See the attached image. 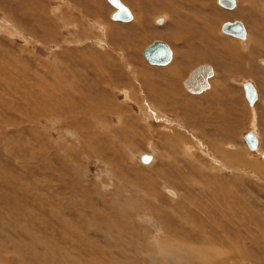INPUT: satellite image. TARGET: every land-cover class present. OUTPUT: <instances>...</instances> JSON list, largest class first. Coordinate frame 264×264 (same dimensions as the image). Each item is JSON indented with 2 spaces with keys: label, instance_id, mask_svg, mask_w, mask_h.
I'll list each match as a JSON object with an SVG mask.
<instances>
[{
  "label": "rangeland",
  "instance_id": "1",
  "mask_svg": "<svg viewBox=\"0 0 264 264\" xmlns=\"http://www.w3.org/2000/svg\"><path fill=\"white\" fill-rule=\"evenodd\" d=\"M3 1L6 2V6H0V167L6 172L0 176H2L1 180L5 179L4 177L8 180L14 177L15 181L12 185H9L7 180L6 187V183L4 184V181H2L4 185L0 186L1 198L4 199L1 202L7 201V204L2 203L0 206V222L5 226L2 231L7 234V237L2 238V234L5 235L0 229V239L2 238L5 243L7 242V245L16 241L15 248L21 250L22 255L18 257L14 248L3 249L1 247L3 243L0 241V261L3 262H0V264H40V261L33 255L35 240L22 236L20 232L22 223L27 224L31 232L42 233V237L44 236L49 244H52V240L59 241L60 244L64 243V252L67 255L66 264H105L106 259L112 264H181L180 258L188 248V245H184L183 241H179L183 247L176 250V252L175 249L170 250V247H167L165 251L160 250L164 258H160L161 255L158 254L159 257L155 263L149 261V258L147 261L144 260L143 254L154 256L159 251L157 250L158 245L153 243L151 239L155 231L146 229V227H149L148 222L150 220V222H153L152 219H161L164 223H168V227L172 226L175 229L174 226L180 225V222L175 221L172 216L180 219L184 210L193 211L194 206L191 202L193 199H198L197 206H211V200L214 198L212 194L218 193L221 196V187L226 189L225 191L233 193L238 203L240 201L245 203L246 208L251 207L255 212L240 214L238 211L243 213V209L236 203L225 202L221 197L223 201H219V203L228 215L229 223H224V218L220 217V214L217 215V213L209 211L208 215H202L200 212L203 221H201L202 219L193 221L191 217L190 221H193L191 225L182 228L189 230L190 235L195 240L194 243L199 244L195 248L200 252H205L213 249L211 243L214 244L217 239L224 237H220L217 233H206L201 236V228L198 229V225H192L194 223H204L209 230L214 229L215 224L222 225L225 232L229 234L228 236L233 239L231 246L239 241V246L244 249L245 253L248 252L247 255L245 254L246 259H240L235 255L236 252L231 249L229 244L224 240H220V243H223L220 248L224 249L223 252L226 256L222 264H264V158H261V153L264 152V67L261 65L264 61V49L261 50L250 45L253 54L248 56L250 58L242 56L244 57L242 62H245L247 66L238 63L239 70L233 72L231 54H226L222 51V48L225 45L228 46L227 42L239 38H235V36L226 34L221 30V25L224 22L238 20L235 16L230 15L233 12L220 7L218 0H195L197 3H191V0H172L171 6L165 5L170 9V23L163 28V26H157L154 19L166 15L163 14L165 11L164 5L161 4L167 3L169 0H122L135 15L142 17L143 23L140 27L138 23L132 24L131 21L127 22L126 25V22L111 20L116 10L107 0ZM94 1H97V3ZM254 1L260 3V5L264 4V0ZM42 4L46 7L49 16L42 15ZM93 4H96L97 7ZM202 7L205 12L200 9ZM174 10L181 12L182 15L186 16L188 14L189 17H192L187 20L185 17L184 21H178L177 12L175 15ZM256 10L259 12V9L256 8ZM245 13L252 14L249 11H245ZM35 17L39 19L36 20ZM62 17L64 21L58 20ZM249 18L251 20L249 19L250 21L246 25L248 34L254 30L255 38L259 42H264V20L258 17L256 13H253ZM185 20L188 25L192 26L191 29L189 28L190 31L197 29L195 37L191 34L189 36L194 38L195 46H191L189 42L175 44L168 38L157 35V33H161V35H167L166 37H172L176 34L175 23L182 22L180 24L184 25ZM239 20L244 22L242 18H239ZM74 25H76V29H74ZM202 32L206 35L213 32L214 38L218 39V44H211L207 49H201L202 43L198 41V36ZM154 40L169 43L173 46L175 53L178 49L181 66L184 65L189 68L194 66L196 68L197 65L204 64L211 66L214 70H216L215 68L221 69V74L215 71V77L213 76L211 83L217 93H223L226 96V108L212 107L213 104L208 107L207 101L197 99L198 94L195 96L189 95L196 99L195 103L197 105L196 109L193 110L194 113L186 115V112H183L185 116L180 117L178 120L168 113L169 117L165 118L167 123L164 124L161 121L162 118L158 119L157 122L152 118L145 117L144 114L146 113L140 111L134 99L129 102L125 101L129 96L121 91L124 88H133L132 90L137 94L136 99L140 104H145V101L148 102L149 100H147L145 83L137 79L135 73L137 75H140V72L145 73V63L148 65V62L144 57V49L156 42ZM179 40L181 42V39ZM212 40L214 41V39ZM185 44H190V48L187 49ZM206 46H208L207 43ZM200 52L207 55V61L201 60L203 56L199 57ZM189 59L192 62H189ZM76 61L79 63L75 64ZM99 63L106 64L107 68L101 70L97 67ZM63 64L68 68L70 66L72 70L77 66V76L69 74L71 77H68L67 75L65 84H68V88H72L74 82L78 79L77 82L80 84L78 88L81 87L82 92L85 94L92 92L91 97L95 98V101L106 102L107 99V102H109V100L117 98L119 101L116 103L120 102L126 105L125 112L132 125L129 124L131 125L130 128L128 126L127 128L124 127V133L121 137L128 136L130 138L126 140V143H129L131 149L128 144L118 139H112V134L116 135V130L112 126L117 125L114 122L116 119H113L115 116L110 117L114 121L113 124H110L109 136L104 133L100 136L96 132L89 131V129H92L91 127L83 130L76 129L71 120L66 119L67 113L63 115L58 112L44 111L43 108H48L50 105L41 102L42 93H40V99H38L39 103L34 101L35 104L33 100L20 94L22 89L26 88L28 90L29 87L31 90L34 87V90L36 89L38 92H41L42 89L54 92V89H58L55 84L59 86L62 78L59 75L58 80L54 77L52 81L48 70L56 76L64 70H62ZM150 67L151 70L147 68L149 73L156 68L153 64ZM156 74L158 75L157 80L165 78L162 72ZM156 74L154 73V75ZM217 75L219 78L216 77ZM141 79L144 80L143 77ZM50 82L53 84L51 85ZM247 82L254 84L262 93L256 107L246 102L243 83L246 84ZM161 85H163L162 87L164 85L168 87L169 84L161 83ZM226 90H230L229 94L226 93ZM126 94H128L127 91ZM70 97L81 105L85 104L84 99L81 101V98L74 99V94H71ZM164 99L170 100V96L167 95ZM181 100L183 104L186 103L184 99ZM183 104H180V106ZM205 105H207V114L210 112L211 116L209 126L205 122L208 117L205 112L204 119L202 117L204 109L201 108ZM83 107L86 108V105ZM130 109L133 111L130 112ZM77 112L87 114V119L94 118V112L87 109H77ZM46 119H53L48 121L54 127L49 125ZM137 120H140V124L136 123ZM141 120L144 121V124L141 123ZM173 121L175 122L174 126L171 123ZM164 122L166 121L164 120ZM145 125H151V131L146 130ZM222 126L224 131L220 129L223 128ZM47 127L52 129L47 131ZM70 127L71 130L66 133ZM165 128H174L175 131V135L171 140V147L166 142L169 135L172 134L169 130L166 131ZM131 131L144 137L142 139L140 136L143 141L135 134L133 135ZM248 132L262 137V151L260 153L255 152L256 150L252 152L248 150L244 139V135ZM88 134L89 138H87ZM99 136L101 146L107 145L120 153V156L113 163L100 162L104 160L99 156L105 158L108 155L109 158L111 156V158H114L115 154H110L105 149L100 150L98 146ZM74 137H78L80 142L78 139L76 141ZM218 139L219 142L224 144L231 142L230 145L239 147L241 158L224 162L215 156L217 160L225 163L224 167L215 165L209 158L211 157L209 151H219L218 142L216 141ZM151 141L157 148V155L151 152L152 149L147 143ZM225 147L222 151H229L228 147ZM66 148L69 149V152L65 151ZM187 148H191V151L186 152V154L190 155L189 158L192 161L183 156ZM93 149L94 151L91 152ZM97 149H99L101 155H95V151L98 152ZM141 152L152 156L151 163H142ZM219 157H222V153L219 154ZM154 158L158 159L157 163H154ZM254 162L262 165L258 172L251 168L255 164ZM80 163L83 165L82 168L79 166ZM76 168L78 170L81 168V172L74 176ZM199 169L201 172H199ZM62 174L67 177H63ZM65 178L70 179V181H66ZM76 188L82 193L77 198L83 206H78L75 201L72 202V206H69L70 204H67L64 200L62 201L60 197L53 193L59 192L65 195L69 201L77 195L74 190ZM169 192L173 194L170 195ZM150 195L156 198L155 202H152V197L149 198ZM179 196L187 203L175 205L172 200L179 199ZM204 196L208 198V201L201 199ZM225 196L233 199L230 195ZM45 198H48L50 206L58 203H63L62 206H66L64 211L65 221L73 223L76 229L83 234L82 237L87 239V242L80 241L79 243L75 236L70 239L63 237L62 230L64 229L61 227L59 220L49 212V208L46 210L42 209L43 206H40L44 205L45 202V207H49ZM199 200L203 204H200ZM240 206L244 208V206ZM24 207L27 209L25 210ZM117 208H120V210ZM28 209L33 211L30 214V220L34 213L37 219L44 216L48 219L50 216L51 221L46 224H30L32 220H28L29 217L26 214L30 212ZM33 209H36V211ZM156 209H160L162 212H154L152 216L149 215L151 210ZM93 212L97 215L96 225H94L95 231L91 230L94 227L88 223L89 217L91 219V214L92 216L94 214ZM195 212L197 213V210ZM213 214L219 217L213 216ZM232 216L236 218L233 219ZM249 218L260 228L254 229L253 226L250 228L248 226ZM65 225L70 224L65 223ZM11 228L16 231L11 230ZM195 228L199 231L194 230ZM170 232L172 233L170 235H175L176 231L174 233ZM183 232L184 230L181 234ZM211 234L213 237L210 236ZM253 234H255L252 238L253 243H250ZM146 235L150 238L149 242L146 241ZM205 235L208 239H211V243ZM256 236L258 238L257 244L254 242ZM77 237L79 236L77 235ZM112 237H116L113 243L109 242V238ZM7 238L10 242L7 241ZM236 238H239V240ZM215 243L218 245V242ZM98 249L103 254H99ZM42 252L47 254L48 250L43 248ZM61 252L59 251V253ZM215 258L216 255L209 254L208 259L211 263ZM193 264L203 263L195 259Z\"/></svg>",
  "mask_w": 264,
  "mask_h": 264
},
{
  "label": "bare ground",
  "instance_id": "2",
  "mask_svg": "<svg viewBox=\"0 0 264 264\" xmlns=\"http://www.w3.org/2000/svg\"><path fill=\"white\" fill-rule=\"evenodd\" d=\"M108 1V0H107ZM121 3H123L127 8H128V6L122 1V0H119ZM235 3H234V5L233 6H231V5H229V4H226V6H223V5H221L220 3H219V0H218V5L220 6V7H222V8H224V9H227V10H231V12H233V14H230L232 17L233 16H235L236 18H238V22H241L243 25H244V27H245V30H246V39H235L233 42L232 41H229V42H227V45L228 46H224L223 48H222V51H224L226 54H228V53H230L231 54V58H232V60H233V63H231L232 64V66H233V69H234V71L233 72H235V71H238L239 70V67H238V63H242V64H245V62H242V61H244V57L246 56V57H248V56H251V54H253L252 53V46H250V45H253V46H255L256 48H259V49H261V50H263L264 49V46L262 47V43L261 42H259V40L257 39V38H255L256 36H255V34H254V30L251 32H249V34H248V30L246 29V25H247V23H249V21L251 20L249 17L253 14V13H256V15L258 16V17H260V18H262L263 20H264V4L262 3L261 5H260V3L258 4V2H255L254 0H233ZM95 3H97V1H94ZM109 2V1H108ZM172 2V0H169V2H167V3H163V4H161L162 6L164 5V8H165V11H164V13L163 14H166V15H164V16H161V17H156L157 18V20H156V18L154 19V22H155V24L157 25V26H159V27H162L163 26V28H165V27H167L168 26V24L170 23V14H169V8H168V6H165L166 4L167 5H169V6H171V3ZM174 2V1H173ZM69 3V2H68ZM170 3V4H169ZM191 3H197L195 0H191ZM0 6H6V2L4 3V1L3 0H1L0 1ZM110 4V3H109ZM174 4V3H173ZM75 5V4H74ZM94 6H96L97 7V5L96 4H93ZM111 5V4H110ZM175 5H176V3H175ZM188 5V4H187ZM195 5V4H194ZM111 6H113V5H111ZM189 6V5H188ZM172 7H173V5H172ZM195 7V6H194ZM113 8L115 9V10H117L114 6H113ZM256 8L257 9H259V12H258V10H256ZM75 9V8H74ZM129 9V8H128ZM189 9H191V8H189ZM199 9V8H198ZM201 10H205V9H203V7L202 8H200ZM54 10V9H53ZM52 10V11H53ZM261 10V11H260ZM63 11V10H62ZM61 11V12H62ZM65 11V10H64ZM73 11V10H72ZM129 11H130V13H131V15H132V19L131 20H129V21H115V22H126V25H127V22H130V23H138L139 24V26L141 27V25H142V17H138L137 15H135L134 14V12L132 11V10H130L129 9ZM175 12H174V14L176 15V12H177V18L179 19V21H184L183 19L186 17V20L187 19H190L191 17H189V15L187 16H185V15H182L181 14V12L179 13L177 10H174ZM245 11H249V12H252V14L251 13H245ZM45 12V13H44ZM116 12V11H115ZM205 12V11H204ZM189 13V12H188ZM59 14V13H58ZM62 14V13H61ZM42 15L43 16H49V14H48V12H47V10H46V7L44 6V4H42ZM68 15H70V14H68ZM194 15V14H193ZM4 18V17H3ZM6 18V17H5ZM36 18V17H35ZM35 18H33L34 20H35ZM140 18V19H139ZM239 18L241 19L242 18V20L244 21V22H242V21H240L239 20ZM255 18V17H254ZM37 19H39V18H36V20ZM64 18L62 17V18H60V19H58V20H63ZM67 19V18H66ZM65 19V20H66ZM199 19H200V17H199ZM250 19V20H249ZM4 20V19H3ZM9 20V19H8ZM111 20H113V15H112V17H111ZM186 20H185V22H186ZM192 20V19H191ZM204 20V19H203ZM7 21V20H6ZM64 21V20H63ZM164 22V23H163ZM198 22V21H197ZM235 22V21H234ZM245 22H246V24H245ZM161 23H163V24H161ZM180 23H182V22H177V23H175V29H176V34L175 35H173L172 37H166L167 35H161L160 33L159 34H157L158 36H162V37H164V38H168L171 42L172 41H175L177 44L178 43H183L184 44V42H189L190 44H191V46H195L194 44L196 43L195 41L193 42V40H194V38H192V37H189L190 36V34L191 35H193V37H195L196 36V30L197 29H195L194 31H190V27H192L191 25H188L187 24V22L186 23H184V25H182V24H180ZM225 23H227V22H224L222 25H221V30H222V28H223V25L225 24ZM190 24V23H189ZM194 24V23H193ZM125 25V24H124ZM143 27V26H142ZM253 27V26H252ZM190 28V29H189ZM193 28H195V27H193ZM193 28H192V30H193ZM208 28H210V27H208ZM11 29H13V28H11ZM10 29V30H11ZM50 29V28H49ZM74 29H76V25H74ZM209 30V29H208ZM204 32V31H203ZM202 32V34H199V40L198 39H196V40H198L200 43H202L201 44V49L202 48H205V49H207L208 47H210V45L211 44H213V45H217L218 44V39H215L214 37V34H213V32H210L208 35H206V33L204 34ZM207 32V31H206ZM209 32V31H208ZM222 32H223V30H222ZM259 32V31H258ZM253 33V34H252ZM251 34V35H250ZM156 35V36H157ZM183 35V36H182ZM257 37H258V35H257ZM201 38H202V40H201ZM214 39V41L212 40V39ZM236 38V37H235ZM179 39H181V42H180V40ZM105 41V40H104ZM163 42V41H162ZM103 43V42H102ZM165 43V42H164ZM198 43V42H197ZM206 43H207V45L208 46H206ZM258 43H259V45H258ZM167 44V43H166ZM190 44L189 45H187V44H185L186 45V48L187 49H189L190 48ZM199 44V43H198ZM102 46V45H101ZM222 46V45H221ZM168 47H169V45H168ZM169 49H170V47H169ZM170 51H171V49H170ZM202 52H204V51H202ZM202 52H200V54H198L199 55V57H201V56H203L202 57V59L201 60H205V61H207V55H205V53H202ZM257 52V51H256ZM195 53V52H194ZM183 55H184V53H183ZM244 55V57H242ZM69 56V55H68ZM228 56H230V55H228ZM70 57V56H69ZM145 57V56H144ZM179 57H180V54H179V51L177 50L176 51V53L173 51V53L171 52V59H170V63L168 62V63H166V65L167 66H165V64H155V65H164L165 67L164 68H161V71H162V74H163V76L165 77L164 79L162 78H160L159 80H157V78H158V75L156 74V75H154V73L152 72V71H150V73H149V71L148 70H146L145 68V73H139L140 75H137L136 73H135V75L138 77L137 79H139V80H141V81H143L145 84V89H146V95L148 96V98H147V100H148V102H146L145 100V104L144 103H142V104H140L139 103V101H137V99H136V96H137V94H135V92L132 90V89H127V88H124L123 90H121L122 92H124L125 93V95L127 96H129V97H127V99H125V101H131L132 99H134L135 100V102H136V105H138V108L140 109V111L141 112H145L146 114H144L145 115V117H149L150 119L152 118L153 120H156L157 122H158V119H163V120H161V121H163L162 123H167V119H165V118H168L169 116L167 115L168 113H170V115H173V114H175L176 112H177V110H179L177 113H178V115H173V116H171V117H175V118H177V120L180 118V117H183V115L182 116H180V111L182 110L183 112H186V115L187 114H191V113H194L193 112V110H195L196 109V103H195V97H188L187 99H185V101H186V103L185 104H183V103H180V104H183L182 106H180V104H179V102H181L180 101V96H179V94H176V93H174L173 92V90L169 87V85H172L173 84V82H175L176 80H178V79H180L181 77H182V71L184 72V70H186V68L184 67V65L183 66H181L180 65V63H179ZM181 57H183V56H181ZM191 58V57H190ZM248 58H250V57H248ZM247 58V59H248ZM146 59V58H145ZM191 59H193V58H191ZM191 59H189V62H192L191 61ZM147 60V59H146ZM236 60V61H235ZM246 60V59H245ZM249 60V59H248ZM198 61V60H197ZM259 61H262V60H259ZM75 64L76 63H79V62H74ZM247 63V62H246ZM151 64V63H150ZM182 64V63H181ZM154 65V64H153ZM246 65V64H245ZM261 65L264 67V61H262V63H261ZM60 66V65H59ZM58 66V67H59ZM63 66V68H62V73H60V74H58V75H54L53 73H51L49 70H48V74L52 77V81H53V79H54V77H55V79H59V75L61 76V82H59V86L57 85V84H55V86L56 87H58V89H54L53 90V88H52V90L54 91V92H49L48 90H45V89H42V91L41 92H38V90H34V87H33V89L32 90H34L33 92H32V90L30 89V87L28 88V90H26V88H24V89H22L21 90V92H20V94L21 95H25L27 98H29L30 100H33V102L35 101L36 103H39V101H38V99H40V93H42V96H43V98H41L42 100H41V102H43V104L44 103H48L49 105H50V107H48V108H43L44 109V111H49V112H51V113H56V112H58V113H60V114H66L67 113V116H66V119H69V120H71V122H72V124L73 125H75L76 126V129H80V130H83V129H86V128H88V127H91L92 129H89V131H92V132H96V133H98V134H100V136L104 133V134H108L109 132H110V130H111V126H110V124H113V121L115 122V123H117V125H112L114 128H115V130H116V135H113L112 134V136H113V138L112 139H118V140H120L121 142H123V143H125V144H128V147L131 149V147L129 146V143H126V140H128V139H130L128 136H123V137H121V135L124 133V129L125 128H127V126L130 128L131 127V123L129 122V117L126 115L127 113L125 112L126 111V105L125 104H123V103H116V102H118L119 100H117V98L115 99L114 97V99H112L111 101L109 100V102H107L108 100L106 99L105 101L106 102H102V101H95V98H93V97H91L92 96V92H90V93H88V94H85L84 92H82V89H81V87L80 88H78L79 87V85L80 84H78V82H77V80L74 82V85H73V83H72V88H68V84H65L67 81V75H68V77H71V76H69V74L70 75H73V76H77L76 74H78L77 73V66H75L74 68H73V70H72V68L69 66V68H68V66H66V65H62ZM96 66V65H95ZM198 66L200 67L201 66V64L200 65H197V67H196V69L198 68ZM209 66V65H208ZM247 66V65H246ZM245 66V67H246ZM56 67V66H55ZM97 67H99L101 70H103L104 68H107V65L105 64L104 65V63H99L98 65H97ZM160 67V66H159ZM211 67V66H210ZM194 68V67H193ZM212 68V67H211ZM109 69V68H108ZM139 69V68H138ZM157 69H159V68H157ZM241 69V68H240ZM60 70V69H59ZM141 70V69H140ZM143 70V69H142ZM192 70V69H191ZM195 70V69H194ZM193 70V71H194ZM108 71V70H107ZM143 71V72H144ZM160 71V70H159ZM164 71H168L170 74H168V73H165ZM212 71H213V76H214V74H215V71L216 70H214L213 68H212ZM106 72V71H105ZM109 72V71H108ZM152 73V74H151ZM185 73H187V71H185ZM188 74V73H187ZM94 75V74H93ZM96 75V74H95ZM189 76V75H188ZM213 76L211 77V79L213 78ZM21 77H24V76H21ZM96 77V76H95ZM94 77V78H95ZM108 78H109V76H107ZM110 77H111V75H110ZM143 77V79L144 80H142L141 78ZM135 78V77H134ZM116 79V78H115ZM186 79V78H185ZM211 79L209 78V88H207V89H205V90H203L201 93H193V92H191L190 90H188L187 89V91L188 92H190V93H193V94H198V100L199 101H207V104L209 105L208 107H210V106H212V104H213V106L212 107H225L226 108V106H227V103H226V96H224V94L222 93V94H220V93H217V91H215L214 89H213V87H212V83H211ZM103 80V79H102ZM111 80V79H110ZM109 80V81H110ZM116 80H118V79H116ZM101 81V80H100ZM41 82V81H40ZM103 82V81H102ZM108 82V81H107ZM184 82V81H183ZM111 83H112V81H111ZM161 83L162 84H166V83H168L169 85H168V87H166L165 85H164V87H162L163 85H161ZM172 83V84H171ZM50 84L52 85L53 83L52 82H50ZM71 84V83H70ZM119 84V83H118ZM117 84V85H118ZM252 84V83H251ZM141 85V84H140ZM245 85V83H243V86ZM253 86H254V88H255V90H256V92H257V101H255L253 104H251L248 100H247V98H246V96H245V99H246V102L248 103V104H251L253 107H256V105H257V103L260 101V99H261V94L262 93H260L259 92V90L257 89V87L254 85V84H252ZM70 86V85H69ZM96 86H97V84H96ZM104 86V85H103ZM26 87H28V86H26ZM99 87V86H98ZM117 87V86H116ZM119 87V86H118ZM139 87V86H138ZM142 87V86H141ZM144 87V86H143ZM166 87V88H165ZM13 88V87H12ZM16 88V87H15ZM225 88V87H224ZM48 89H51V88H48ZM97 90H99V89H97ZM107 90V89H106ZM110 90V89H109ZM113 91H114V89H113ZM120 91V90H119ZM126 91H127V93L128 94H126ZM140 91V90H139ZM224 91H225V89H224ZM230 91V90H229ZM229 91H227L226 90V93H228L229 94ZM245 91V90H244ZM109 92V91H108ZM104 93V92H103ZM71 94H74V96H75V98L74 99H79V98H81L80 99V101L82 100V99H84V101H85V104H79L77 101H75V100H73V98H71L70 96H71ZM98 94V93H97ZM97 94H96V96H97ZM167 95H169L170 96V100L169 99H164V98H166V96ZM245 95V94H244ZM24 96V97H25ZM102 96V95H101ZM106 96V95H105ZM123 96V95H122ZM99 97V96H98ZM130 97H132V98H130ZM102 98V97H101ZM105 98V97H104ZM138 98V97H137ZM146 98V97H145ZM103 100V99H102ZM133 100V101H134ZM35 102H34V104H35ZM135 102H133V103H135ZM138 102V103H137ZM178 103V104H177ZM127 104V103H126ZM233 104V103H232ZM263 104H264V101H263ZM84 105H86V108L85 107H83ZM34 106V105H33ZM128 106V105H127ZM206 106L207 105H205V107L203 106L201 109H204L203 110V114H202V117H203V119H204V116L206 115V116H208L207 117V119L205 120V122L207 123L206 125L207 126H209L210 125V122H209V118L211 117L210 116V112L207 114V112L208 111H206L207 109H206ZM232 108H233V106H232ZM77 109H87L88 111H90V112H94V118H92V119H90V118H88L87 119V114H81V113H78L77 112ZM234 110H235V108H233ZM129 110V109H128ZM131 111H133V110H131L130 109V112ZM204 112L206 113L205 115H204ZM108 113H110V114H108ZM129 113V112H128ZM147 113H148V115H147ZM130 114V113H129ZM193 115V114H192ZM113 116H115V118L113 117ZM185 116V115H184ZM110 117H113V119L114 120H112V119H110ZM187 117V116H186ZM186 117H184V118H186ZM142 118V117H141ZM44 119V118H43ZM83 119V120H82ZM84 119H85V122H84ZM197 119V118H196ZM201 119V118H200ZM199 119V120H200ZM42 120V119H41ZM45 120V119H44ZM43 120V121H44ZM48 120H53V119H46V121L49 123V125H52L53 127H54V125L50 122V121H48ZM112 120V121H111ZM164 120L166 121V122H164ZM177 120H176V123H177ZM135 121V120H134ZM149 122V121H148ZM174 122V121H173ZM173 122H171L172 124H173V126L175 125V122L173 123ZM180 122V121H179ZM189 122V121H188ZM132 123H133V121H132ZM136 123H139L140 124V120H137L136 121ZM141 123H143L144 124V121L142 122V120H141ZM161 123V124H162ZM129 124H131V125H129ZM163 124V125H164ZM171 124V125H172ZM194 124V123H193ZM205 124V123H204ZM169 125V124H168ZM177 125H178V123H177ZM52 126H50V127H52ZM146 126V130H150V128H151V125H145ZM125 127V128H124ZM223 127V126H222ZM192 128H194L193 126H192ZM52 128H46V130L47 131H50ZM165 129H167L166 131H170L171 132V134L172 135H169V138H167V142L166 143H169V145H170V147H171V144H172V139H173V137H174V135H175V131H174V128H171V129H169V128H165ZM221 130H223L224 131V127L223 128H220ZM66 130V129H65ZM71 130V127L69 128V129H67V131H66V133H69V131ZM133 130V129H132ZM151 131V130H150ZM181 131V130H180ZM197 131V130H196ZM132 133H133V135L135 134L136 136H138L139 138H140V136L141 135H139V134H136L134 131H131ZM65 133V132H64ZM253 134H255V133H253ZM67 135V134H66ZM73 135V134H72ZM143 135V134H142ZM256 136H257V139H258V144H257V148L256 149H251L250 147H249V145L248 144H246V146H247V148H248V150H250L251 152L252 151H255V152H261L262 150V137H260V135H258V134H255ZM75 136V135H74ZM100 136H99V138H100ZM108 136H109V134H108ZM111 136V135H110ZM69 137V136H68ZM142 137V136H141ZM72 138V137H71ZM75 138V137H74ZM87 138H89V134L87 135ZM110 138V137H109ZM144 137H142V139H143ZM76 139V141H77V139L79 140V142H80V139L77 137V138H75ZM141 139V138H140ZM141 139V140H142ZM245 139V138H244ZM75 141V142H76ZM119 141V142H120ZM143 141V140H142ZM217 142H218V149H219V151H214V153H213V151H209V155L211 156V157H209L213 162H214V164L215 165H219V166H222V167H224V164L225 163H222V162H220L219 160H217L216 158H220V160H222V161H229L230 159H234V160H239L240 158H241V156L239 155V147H237V146H235V145H230L231 144V142L230 143H228V144H224L223 142H219V139L218 140H216ZM224 141V140H223ZM101 142V138L100 139H98V146H99V148H100V150H107L108 152H110V154H115L113 157L114 158H109V156L108 155H106V157L105 158H103L102 156H99L102 160H104V161H100V162H102V163H106V161H107V163L108 162H110V163H113L115 160H117V158L120 156V153H118L117 151H114L111 147H109V146H107V145H102L101 146V144H99ZM245 142H246V140H245ZM78 143V142H77ZM123 143H121V144H123ZM148 143V145H149V147L152 149V153L153 154H155V155H157V148H156V146H155V144L151 141V142H147ZM247 143V142H246ZM221 144V145H220ZM233 144V143H232ZM127 146V145H126ZM225 146H227L228 147V150L229 151H227V152H224V151H222L223 149H224V147ZM127 147V148H128ZM128 148V149H129ZM226 148V147H225ZM65 151L66 152H69V149L68 148H66L65 149ZM94 151V149L93 150H91V152H93ZM97 151L98 152H96L95 151V155H101V153H100V151H99V149H97ZM191 151V148H187L186 150H185V154L183 155V156H185L189 161H192L189 157H190V155H188V154H186V152H190ZM216 153V154H215ZM220 153H222V157H219V154ZM264 153V152H263ZM263 153H261V158H263L262 157V154ZM142 156H141V161H142V163H144V164H148V163H151V161H152V156L151 155H147L148 153H140ZM181 155V157H183ZM215 156H216V158H215ZM77 157V156H76ZM145 160V161H144ZM262 160V159H261ZM157 161H158V159L157 158H154V163H157ZM264 161V160H263ZM255 164L254 165H252L251 166V168L253 169H255L257 172L259 171L258 169L260 168V166H262V165H258V163H256V162H254ZM111 165V164H110ZM155 165V164H154ZM73 166H75V165H73ZM79 166L82 168V164L80 163L79 164ZM248 166H249V164H248ZM72 167V166H71ZM81 168L78 170V168H76L75 170H76V173H74V176H76L79 172H81ZM197 168V167H196ZM52 170V169H51ZM261 170V169H260ZM6 171H4V169L2 168V167H0V175H3L4 173H5ZM199 172H201V170L199 169ZM53 173V172H52ZM58 174V173H57ZM63 175V174H62ZM57 176V175H56ZM205 176V175H204ZM63 177H67L65 174L63 175ZM72 177V176H71ZM5 179H3V180H1L2 179V176H0V183H1V185L0 186H3L6 182H7V180H8V178H6V177H4ZM14 177H11V178H9V185H12L13 183H14V179H13ZM58 178V177H57ZM65 180L66 181H70V179H66L65 178ZM2 181H4V184L2 183ZM3 184V185H2ZM8 183H6L5 184V187H6V185H7ZM51 185V184H50ZM49 185V186H50ZM58 185V184H57ZM61 186H62V184H61ZM60 186V187H61ZM63 186H64V184H63ZM53 187V186H52ZM41 188V187H40ZM166 188V187H165ZM164 188V189H165ZM42 189V188H41ZM73 190V189H72ZM75 191H76V193L75 194H77L76 196H75V198H69L70 200L68 201L67 199V197H65V195H63V194H61V193H59V192H53L54 194H56L58 197H60L61 199H62V201L64 200L65 202H67V204H70L69 206H72V202L73 201H75V202H77V205L78 206H81L82 204L79 202L80 200H78V198H77V196H81V194L82 193H80L78 190H77V188L76 189H74ZM226 189H224V188H222L221 187V190H220V192H221V196L218 194V193H215V194H212V196L214 197L213 198V200H209V202H211L212 203V205L211 206H208L207 207V205H205V206H197L196 204H197V200L198 199H193L191 202H192V205L194 206V208H192V210L193 211H191V210H184V213H182V217L180 218V219H177L176 217H173L172 216V218L176 221V220H178L180 223V225H177V226H174L175 227V229L171 226V227H168V223L167 222H165L164 223V221L163 220H154V219H152V221L153 222H150L149 220V222H148V226L149 227H146V229L148 230V231H155V233H153L152 234V241H153V243H155L156 245H158V247H157V250H159L158 251V253L157 254H155L154 256H151V255H146V254H143L144 255V260L145 261H147V259L149 258V261H152V262H156V260L158 259V254L159 255H161V253H160V250H166V248L167 247H170V250L171 249H175V252H176V250H178V249H181L183 246H182V244L179 242V241H183L184 242V245H188V248H186V252H185V254L184 255H182L181 256V258H180V262H181V264H193V262H194V260L195 259H197V261H202V263L203 264H210L211 263V261L208 259L209 258V254H214V255H216V258H215V260H213L212 261V263L211 264H222L223 263V261L225 260V252H223V250H222V248H220L221 247V245L223 244V243H220V240L221 241H225L227 244H229L230 245V247H231V249L232 250H234V252H236L235 253V255H237L238 257H240V259L241 258H244V259H246V257L247 256H245V254L247 255V253H245V251H244V249H242L241 248V246H239V241L238 242H235L234 243V246H231L232 245V238L231 237H229L228 235V233H226L225 232V230L223 229V227H222V225H218V224H215V228L214 229H208L207 228V225L206 224H198V223H194L192 226H194V225H198V229H200L201 230V232L202 233H200V235L202 236V235H204V234H206V233H217L220 237H224V238H222V239H217L215 242H218V245L214 242V244H212L211 243V239L209 238L208 239V237L205 235V237L210 241V243H211V245L213 246V249L212 250H208V251H199V250H197L196 248H195V246H198L199 244H196V243H194V239H193V237L190 235V232H189V230H185V228H182L183 226H190L191 225V222H193V221H196V220H201V221H203V218L201 217V215H200V212H201V214L202 215H208V213H209V211H211V213H217V215H219L220 214V217H223L224 218V223H229V218H228V215L226 214V212H225V210H223V208L221 207V203H219V201H223L222 200V198L221 197H223V199H224V201L225 202H230V203H232V204H234V203H236L241 209H243V213H242V211H238L240 214H244V213H254L255 211H253L252 210V208L251 207H249V208H246V206H245V203H241V201H240V203H238V201H236L235 200V195L233 194V193H231L230 191H225ZM48 191H49V189H48ZM47 191V192H48ZM65 191V190H64ZM71 191V190H70ZM14 192V191H13ZM35 192V191H34ZM67 193V192H66ZM73 193V192H72ZM209 193V192H208ZM49 194V193H48ZM169 194L170 195H172L173 193L172 192H169ZM44 195V194H43ZM153 195V194H152ZM152 195H150L149 196V198L150 197H152ZM219 195V196H218ZM225 195H230L233 199H231V198H229V197H227V196H225ZM42 196V195H41ZM47 196V195H46ZM52 196V194L50 195V197ZM55 196V195H54ZM48 197V196H47ZM38 198V197H37ZM46 199V198H45ZM45 199H43V200H45ZM48 199V198H47ZM46 199V201H47V204L49 205V203H48V200ZM53 199V198H52ZM52 199H51V201H52ZM55 199V198H54ZM201 199H205V200H207L208 201V198L207 197H201ZM4 199H2L1 198V192H0V206H1V204L2 203H6L7 201H5V202H1V201H3ZM41 200V199H40ZM42 200V202H44ZM57 200H59V199H57ZM67 200V201H66ZM156 201V198H154V197H152V202H155ZM172 201H174V204L176 205V204H186L187 203V201L186 200H182L181 199V196H179V199L178 198H176L175 200H172ZM31 202H32V200H31ZM224 202V203H225ZM56 203H57V201H56ZM60 203H62V202H60ZM199 203L201 204L202 203V201H200L199 200ZM7 204V203H6ZM33 204V203H32ZM31 204V205H32ZM51 204V203H50ZM63 204V203H62ZM62 204H51V206L49 205V207H45V202H44V205H40V206H43L44 208H42V209H50L49 210V212L51 213V214H53L58 220H59V222H60V225H61V227L64 229V230H62V233H63V237H65V238H68V239H70V238H72L73 236H75L76 238H77V240L79 241V243H80V241H86L87 242V239L85 238V237H82V235L83 234H81V232H79L77 229H76V227H75V225L73 224V223H71L70 221H65L66 220V218H65V216H64V211L66 210V206L65 205H63L62 206ZM203 204V203H202ZM242 205V206H244V208H242L240 205ZM23 206V205H22ZM29 206V205H28ZM33 206V205H32ZM83 206V205H82ZM84 206H86V205H84ZM25 208V207H24ZM172 208V207H171ZM20 209V208H19ZM21 209H22V207H21ZM27 208H25V210H26ZM30 209V208H29ZM28 209V210H29ZM41 209V210H42ZM85 209V208H84ZM118 210H120V208H117ZM182 209V208H181ZM33 210H35L36 211V209H33ZM195 210H197V213L195 212ZM30 211V210H29ZM32 211V210H31ZM28 212V213H26L27 215H28V217H29V219L28 220H30V217H31V215L30 214H32V212ZM88 211V210H87ZM25 212H27V211H25ZM40 212V211H39ZM86 212V211H85ZM90 212H91V210H90ZM100 212V211H99ZM154 212H162L160 209H156V210H151L150 211V214L149 215H151L152 216V214L154 213ZM237 212V211H236ZM236 212H234V214H236ZM24 213V212H23ZM41 213H42V211H41ZM44 213H45V211H44ZM94 213V212H93ZM37 214V213H36ZM245 214V215H246ZM256 214V213H255ZM46 215V214H45ZM149 215H148V217H149ZM227 215V216H226ZM23 216H26V215H23ZM41 216V215H40ZM85 216H86V214H85ZM213 216H216L215 214H213ZM259 216V215H258ZM27 217V216H26ZM89 217V216H88ZM147 217V218H148ZM191 217H192V219H193V221H190V219H191ZM216 217H219V216H216ZM233 217V216H232ZM242 217H244L243 215H242ZM84 218V217H83ZM86 218V217H85ZM150 218V217H149ZM236 217L234 216L233 217V219H235ZM246 218V217H245ZM25 219V218H24ZM27 219V218H26ZM238 219V218H237ZM32 220V221H31ZM31 223L30 224H46L47 222H49V221H51V219H50V216L48 217V219L46 218V216H44L43 218H41L40 217V219H37V216L33 213V216H32V218H31ZM96 220H97V215L94 213L93 214V216H92V214H91V219H90V217H89V224L90 225H92V227H94V225H96L95 223H96ZM255 220V219H254ZM262 220V219H261ZM26 221V220H25ZM247 221V220H246ZM249 224H248V226L250 227V228H252V226L254 227V229L255 228H257V229H259L260 227L259 226H257L256 225V223L251 219V218H249ZM264 221V220H263ZM24 222V221H23ZM28 222V221H27ZM6 223H9V222H6ZM17 223V222H16ZM65 223H69L70 225H65ZM239 223V222H238ZM0 224H1V226H0V229H1V231L2 230H4L5 229V226H3L2 225V222H0ZM84 224V223H83ZM236 224V223H235ZM246 224V223H245ZM230 225V224H229ZM242 225H244V224H242ZM30 226V225H29ZM239 226H241V225H239ZM245 226V225H244ZM209 227V226H208ZM247 227V226H246ZM79 228V227H78ZM249 228V229H250ZM254 229H252V230H254ZM11 230H14V231H16L15 229H13V228H11ZM66 230H68V231H66ZM92 231H95L96 229H95V227L94 228H92L91 229ZM182 230H184V232H183V234H181V232H182ZM194 230H197V228H195ZM209 230V231H208ZM170 231H172L173 233H174V231H176L175 232V235L173 234V235H170V234H172ZM197 231H199V230H197ZM3 232V231H2ZM20 232H21V234H22V236L24 235L25 237H29L30 239H33V240H35V242H34V244H35V247H34V256H35V258L37 259V260H39L40 261V264H66V252H64V243L63 244H60V242L59 241H55V240H52V244H49V242H48V240L44 237H42V233L40 234L39 232V234L37 233V231H35V232H31L30 231V229H29V227H27V224H24V223H22V225H21V227H20ZM237 232V231H236ZM4 233V232H3ZM85 233V232H84ZM250 234H252L251 232H250ZM4 235L5 236H3V234H2V238L3 237H7V234L6 233H4ZM10 235V234H9ZM77 235L79 236V237H77ZM211 237H213V235L211 234L210 235ZM226 236H228V237H226ZM255 236V234H253L252 236H251V240H250V243H253V241H252V238ZM263 236H264V232H263ZM8 237H10V236H8ZM16 237V236H15ZM0 239V241H2L1 243H3V245L1 246V247H3V249H5V250H9V247L10 248H14L15 249V253H16V255L18 256V257H20L21 255H22V252H21V250H17L15 247H16V241L15 242H13V243H8V245H7V242L5 243L4 241H3V239ZM40 238V239H39ZM149 237H148V235H146V241H150V238L148 239ZM192 240H191V239ZM9 238H7V241L8 242H10L9 240H8ZM15 239V238H14ZM110 239V241L109 242H111V243H113L114 241H115V239H116V237H112V238H109ZM236 239H238L239 240V238H236ZM257 236H256V238H255V244H257L258 243V241H257ZM12 242V241H11ZM148 242H146V243H148ZM243 242H244V240H243ZM20 243L22 244V242L20 241ZM242 244V243H241ZM262 244V243H261ZM1 245V244H0ZM244 245V244H243ZM253 246V245H252ZM43 248L44 249H46V250H48V253L47 254H44L42 251H43ZM92 248V247H91ZM90 248V249H91ZM246 248V247H245ZM255 248V247H254ZM257 248V247H256ZM94 249V248H93ZM169 249V248H168ZM257 250H259L258 248H257ZM59 251H62L61 253H59ZM248 251V250H247ZM260 251V250H259ZM263 251V250H262ZM170 252V251H169ZM261 252V251H260ZM264 252V251H263ZM98 253L100 254V253H102L99 249H98ZM103 254V253H102ZM261 254H262V252H261ZM172 255V254H171ZM249 255V254H248ZM251 255V254H250ZM253 255V254H252ZM263 255V254H262ZM175 256V255H174ZM211 256V255H210ZM171 257V256H170ZM263 257V256H262ZM160 258H164V255H161L160 256ZM214 259V258H213ZM133 260H134V258H133ZM210 262H209V261ZM212 260V259H211ZM1 262V261H0ZM1 263H3V262H1ZM71 264H73V263H71ZM105 264H112L110 261H107V259H106V262H105Z\"/></svg>",
  "mask_w": 264,
  "mask_h": 264
},
{
  "label": "water",
  "instance_id": "3",
  "mask_svg": "<svg viewBox=\"0 0 264 264\" xmlns=\"http://www.w3.org/2000/svg\"><path fill=\"white\" fill-rule=\"evenodd\" d=\"M108 1L117 9L113 14V20L129 21L132 19L129 9L119 0ZM219 3L223 6H226V4L233 6L235 2L233 0H219ZM222 30L226 34L233 35L240 39H246V30L241 22H227L223 25ZM144 56L151 64H166L171 59V51L166 43L156 41L145 49ZM212 76V68L208 65H201L192 71L189 77L185 80V88L193 93H201L203 90L209 88V78ZM244 90L245 96L251 104L257 101V92L251 83L247 82L244 85ZM244 138L251 149L257 148L258 139L255 134L248 132L244 135ZM262 157L264 158V154Z\"/></svg>",
  "mask_w": 264,
  "mask_h": 264
},
{
  "label": "crops",
  "instance_id": "4",
  "mask_svg": "<svg viewBox=\"0 0 264 264\" xmlns=\"http://www.w3.org/2000/svg\"><path fill=\"white\" fill-rule=\"evenodd\" d=\"M177 20H178V18H177ZM179 21V20H178ZM255 33V32H254ZM158 34V33H157ZM161 34V33H160ZM154 41H161V40H154ZM153 41V42H154ZM152 42V43H153ZM163 42H165V41H163ZM173 43H175V44H177L175 41H172ZM232 42H233V40H232ZM165 43H167V42H165ZM261 43H262V47L264 46V42L263 41H261ZM167 45H169V43H167ZM150 46V45H149ZM170 46V49H171V52L173 53V46L172 45H169ZM177 46V45H176ZM177 48H179V47H177ZM181 48V47H180ZM146 49V48H145ZM144 49V50H145ZM178 50V49H177ZM181 50V49H180ZM182 55H183V53H182ZM180 58V57H179ZM148 62V61H147ZM171 62V61H170ZM169 62V63H170ZM152 65V64H150L149 62H148V65L145 63V67H144V65H143V67L146 69V70H151L152 68L150 67V66ZM201 65H204V64H201ZM153 66H155L156 68L154 69V70H152L153 71V73H157V72H162L161 71V68H164L165 66H167L166 64H165V66L164 65H153ZM160 66V67H159ZM185 68H186V70L185 71H187V73H185V72H183L182 71V77L180 78V79H178V80H176L175 82H173V84L172 85H169V87L175 92V93H177V94H181L180 95V101H182L181 99H187L188 98V96L190 95V96H195L196 94H193V93H190V92H188L187 91V89L185 88V85H184V82H185V80L189 77L188 75H190V73L194 70V69H196V68H194L193 69V67H186V66H184ZM199 67V66H198ZM215 67V66H214ZM148 68V69H147ZM157 68H159V69H157ZM192 69V70H191ZM216 69V71H217V73L218 74H221L220 73V71H221V69H219V68H215ZM160 70V71H159ZM165 73H168V74H170L168 71H164ZM215 77V76H214ZM213 77V78H214ZM217 78H219V76L217 75L216 76ZM186 78V79H185ZM211 79V78H210ZM184 81V82H183ZM189 96V97H190ZM182 103V102H181ZM178 104V103H177ZM179 110H177V112H178ZM175 113V114H173V115H178V113ZM180 116H184V114H183V111L181 110L180 112ZM173 115H171V116H173Z\"/></svg>",
  "mask_w": 264,
  "mask_h": 264
}]
</instances>
